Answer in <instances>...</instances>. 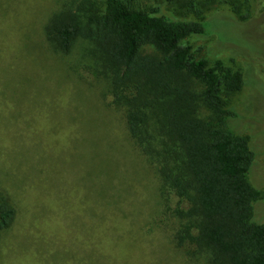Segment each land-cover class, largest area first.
<instances>
[{
    "label": "rangeland",
    "instance_id": "374dc122",
    "mask_svg": "<svg viewBox=\"0 0 264 264\" xmlns=\"http://www.w3.org/2000/svg\"><path fill=\"white\" fill-rule=\"evenodd\" d=\"M68 0H0V186L16 209L0 229V264H208L178 246V207L155 165L133 143L92 44L54 48L45 26ZM202 19L182 40L195 59L244 75L225 127L255 152L248 179L264 223V0H136ZM200 115H207L202 109Z\"/></svg>",
    "mask_w": 264,
    "mask_h": 264
},
{
    "label": "trees",
    "instance_id": "16d2710c",
    "mask_svg": "<svg viewBox=\"0 0 264 264\" xmlns=\"http://www.w3.org/2000/svg\"><path fill=\"white\" fill-rule=\"evenodd\" d=\"M45 33L63 53L81 39L91 42L90 67L107 78L133 143L156 167L162 194L189 203L175 210L177 245L192 246L208 264H264V223L254 220L261 192L248 179L255 152L247 135L225 127L226 116L236 114L227 106L244 75L197 60L181 44L207 34L204 20L136 0H68ZM15 215L0 186V229Z\"/></svg>",
    "mask_w": 264,
    "mask_h": 264
}]
</instances>
